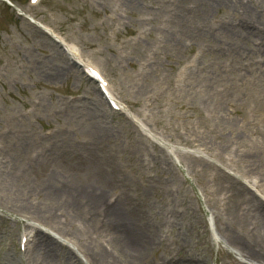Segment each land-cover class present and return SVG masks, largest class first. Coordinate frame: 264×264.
Instances as JSON below:
<instances>
[{"label": "rangeland", "instance_id": "1", "mask_svg": "<svg viewBox=\"0 0 264 264\" xmlns=\"http://www.w3.org/2000/svg\"><path fill=\"white\" fill-rule=\"evenodd\" d=\"M37 23L75 44L159 141L111 112ZM0 159V264H85L66 241L105 252L98 264H264V205L241 183L264 190V0H0ZM109 197L150 237L138 261L116 254L112 220L96 214ZM30 219L44 229L21 257Z\"/></svg>", "mask_w": 264, "mask_h": 264}, {"label": "bare ground", "instance_id": "2", "mask_svg": "<svg viewBox=\"0 0 264 264\" xmlns=\"http://www.w3.org/2000/svg\"><path fill=\"white\" fill-rule=\"evenodd\" d=\"M255 32L252 30H248V34L252 35ZM56 190H59L58 188ZM57 193V191H55ZM99 202V198L94 200V197L91 195L87 196L85 199V204L89 205V202ZM106 218L112 220V223L109 221V224H112V230L117 234L116 239V254L117 255H126L128 257H132L135 261H138L145 248L146 245L150 242V237L147 235V232L138 229L135 227L134 223L130 221L127 217L123 216V213L119 207V204L115 203L112 207H106L105 212ZM261 221L264 225V215L260 216ZM51 238V237H50ZM47 238L48 242H44V251L46 253L53 250V246L51 245V239ZM106 256V253L103 254H95L94 260L98 263L100 260H103ZM110 259L115 261L116 258L110 256Z\"/></svg>", "mask_w": 264, "mask_h": 264}]
</instances>
